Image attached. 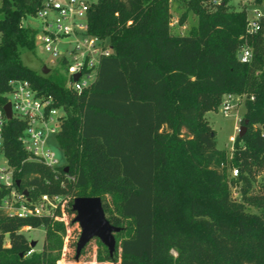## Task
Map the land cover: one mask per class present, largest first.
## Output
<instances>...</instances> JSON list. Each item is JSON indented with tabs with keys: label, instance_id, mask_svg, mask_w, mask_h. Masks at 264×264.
Here are the masks:
<instances>
[{
	"label": "trees",
	"instance_id": "obj_1",
	"mask_svg": "<svg viewBox=\"0 0 264 264\" xmlns=\"http://www.w3.org/2000/svg\"><path fill=\"white\" fill-rule=\"evenodd\" d=\"M41 3L2 0L0 107L11 79L51 96L64 112L55 140L65 163L52 169L27 160L18 139L24 123L6 120L4 155L15 169L16 191L27 202L43 194L71 198L68 212L73 197L110 195L118 216L107 219L128 222L118 264H264V184L254 194L251 181L264 162V20L247 33L246 5L188 0L196 24L173 35L168 0H96L87 9V32L107 39L113 54L76 93L61 72L43 74L21 62L22 51L36 48L37 32L22 21L34 18ZM244 43L251 49L247 63L237 59ZM226 94L244 96L240 124L247 121L229 154L216 147L205 116ZM8 190L0 187V197ZM40 225L45 238L34 251L20 229ZM60 229L46 215L0 212V264H58Z\"/></svg>",
	"mask_w": 264,
	"mask_h": 264
},
{
	"label": "built area",
	"instance_id": "obj_2",
	"mask_svg": "<svg viewBox=\"0 0 264 264\" xmlns=\"http://www.w3.org/2000/svg\"><path fill=\"white\" fill-rule=\"evenodd\" d=\"M211 2L217 4L219 0ZM1 3L2 0L0 7ZM88 6L89 3L84 0H42L34 15L39 20V28L35 34L36 47L49 55L50 65L60 62L58 71L66 76V87L76 93L91 85L101 59L113 54L107 39L87 32ZM250 13L247 15V33L256 31L259 22L264 20V13L256 7L252 6ZM238 54L240 62L247 63L251 59V49L245 43L240 46ZM75 74H79L76 80L73 78ZM8 84L10 91L5 94V103L10 105V119L15 118L24 123L18 139L27 155L26 159L43 163L52 169L63 166L65 162L59 161L49 144V138H55L59 130L64 117L63 110L54 107L51 96L39 94L27 80L11 79ZM232 95L234 94L222 97L224 116L234 106ZM241 102L239 95H236L235 105H243ZM3 105L0 107V187L9 190L0 197V212L19 218L40 215L53 218L59 208L64 209L63 204L67 197L43 194L35 201L27 202L23 194L18 193L14 187L15 169L4 155L3 133L5 121L8 119L5 117ZM229 139L233 141V137ZM236 174L237 170L232 169V176Z\"/></svg>",
	"mask_w": 264,
	"mask_h": 264
},
{
	"label": "rangeland",
	"instance_id": "obj_3",
	"mask_svg": "<svg viewBox=\"0 0 264 264\" xmlns=\"http://www.w3.org/2000/svg\"><path fill=\"white\" fill-rule=\"evenodd\" d=\"M88 3H94L96 0H84ZM188 0H168L169 10L171 13L170 18V32L173 35L177 34H186L189 29L196 24L197 17L196 14L189 8L187 4ZM207 5H210L209 2H204ZM228 5L234 9L240 8L242 5H246L247 12L250 15V9L252 6L256 7L259 11L264 13V6L259 5L255 6L252 4V0H228ZM23 26L30 29L39 28V20L31 16H27L22 21ZM20 59L23 65L34 70L36 72L41 70L43 65L49 67V71H55L60 68V62L56 61V64L50 65V57L42 51L40 47H36L31 51H22ZM48 71V72H49ZM47 72V73H48ZM233 108L228 112L227 116H224L222 113V103H220L215 110H210L206 112L205 116L208 120L209 125L215 131V141L216 147L219 149H224L227 154L230 153L232 149L233 141L229 138L237 135V128L240 125V119L242 117L243 111L245 110V101L244 96L239 95V99L242 100L243 105L236 104V95L231 96ZM49 144L51 149L55 152V155L60 162L64 163L65 158L63 152L58 147L57 142L54 137L49 138ZM230 175H232V169L228 170ZM252 181V193L259 194L261 193V185L264 184V162L261 168H258L253 176L251 177ZM232 198L235 200L239 199L238 188H232ZM71 198L65 199L64 209L60 208L56 211L52 221L59 224L61 229L58 230V233L61 237L60 248L57 253V263L58 264H118L119 261V242L120 240L127 235L128 232V222L126 219L120 218V221L116 224L121 227L122 230L118 233H115V239L117 241V251H115L112 257L108 258L106 248L100 243L97 238H92L88 241L85 246L82 248L80 255L77 261H74V248L75 242L77 241L78 236L73 233L74 229L79 228L77 223L72 222L74 217L73 212L67 211V203ZM102 202L106 203V209L104 208L105 216L111 220L112 216H118L116 209L114 207L113 198L106 194L101 197ZM70 208V207H69ZM246 210L248 212H254L253 207L247 206ZM20 232L29 240L34 241L35 244L32 247L34 251H39L42 247L45 238V228L43 225H40L35 228H21ZM4 244L7 245V239L4 238Z\"/></svg>",
	"mask_w": 264,
	"mask_h": 264
},
{
	"label": "water",
	"instance_id": "obj_4",
	"mask_svg": "<svg viewBox=\"0 0 264 264\" xmlns=\"http://www.w3.org/2000/svg\"><path fill=\"white\" fill-rule=\"evenodd\" d=\"M240 58V54H237V59ZM49 69L43 65L41 72L46 74ZM79 74H75L73 78L76 80ZM3 111L5 117L10 119V105L5 103L3 105ZM246 123L240 124L237 128L238 137H242L246 130ZM66 171V168L64 169ZM15 183L18 185L19 181ZM70 210L74 213L72 222L77 223L79 228V235L75 242L74 248V260H78L80 252L85 244L92 238H97L100 243L106 248L109 257H112L117 246L115 239V233L122 230L121 227L113 225L109 222L105 216V212L102 205V200L98 196H76L71 200ZM34 241H30V247H33Z\"/></svg>",
	"mask_w": 264,
	"mask_h": 264
}]
</instances>
